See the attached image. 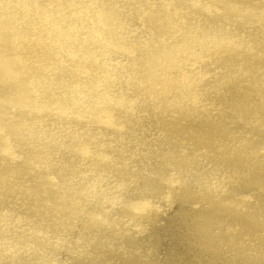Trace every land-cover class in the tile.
Returning a JSON list of instances; mask_svg holds the SVG:
<instances>
[{"label": "bare ground", "instance_id": "bare-ground-1", "mask_svg": "<svg viewBox=\"0 0 264 264\" xmlns=\"http://www.w3.org/2000/svg\"><path fill=\"white\" fill-rule=\"evenodd\" d=\"M0 264H264V0H0Z\"/></svg>", "mask_w": 264, "mask_h": 264}]
</instances>
